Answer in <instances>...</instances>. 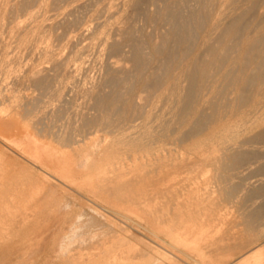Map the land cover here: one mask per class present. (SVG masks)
<instances>
[{
    "label": "bare ground",
    "instance_id": "6f19581e",
    "mask_svg": "<svg viewBox=\"0 0 264 264\" xmlns=\"http://www.w3.org/2000/svg\"><path fill=\"white\" fill-rule=\"evenodd\" d=\"M0 137L151 235L146 259L264 264V0H0ZM26 171L8 211L59 188Z\"/></svg>",
    "mask_w": 264,
    "mask_h": 264
},
{
    "label": "rangeland",
    "instance_id": "374dc122",
    "mask_svg": "<svg viewBox=\"0 0 264 264\" xmlns=\"http://www.w3.org/2000/svg\"><path fill=\"white\" fill-rule=\"evenodd\" d=\"M14 148L15 147H13L11 145L9 146V144H6L2 140V138L0 139V153H2L4 158L7 157L5 159H8L6 162H5V159H3L4 160L3 164L6 163L3 167H2V165H0L1 166L0 171H2V172H0V176H1V174H3L0 178L5 176L2 178V180H0V183L3 182V183H1V184H3V186L1 188L2 189L4 188L5 191L7 189H8V191H11L10 189H11V186L13 185L12 183H15L13 185V187L15 185L20 184L21 189H22V187H23V189H26L28 187V185L30 186L32 183H33L32 187L40 186L41 184L37 183L38 181H36V180H35L36 181L35 183L32 182L33 180H31V183L28 184L29 178H28V175L26 174L27 173L26 170L28 169L29 171L35 172L36 174H38L40 172L41 175H43L45 173L44 175H46L47 173L45 172L44 168L41 167L40 165H38L37 163H36L37 165H35V162H32L27 156L23 155L19 151L15 150L16 148L15 149ZM10 157H11V159L13 158L12 159L13 161L10 160ZM89 161L87 163H89ZM87 163L85 164V168H84L85 171L91 170L93 167V164H94L93 160H91L89 163V165H91V166H89ZM86 166L89 167L90 169L89 168L87 169ZM23 173H24V175H23ZM16 176L18 178H20V176L23 177V178L19 179V182H18L19 184L16 183L18 180V178ZM24 176L25 177L27 176L28 179L25 178ZM14 177L16 179L13 180ZM33 178L36 179L35 176L32 177V179ZM47 178H49V181L51 180V184L54 187L53 189H56V187H59L57 189H60V187H62L60 189L61 191L59 192L60 194L58 193L57 189L55 191L58 194L56 192H54L53 190H49V191H52V192H49L48 189L45 191L46 193L42 192L43 193V194L41 193L42 196H39L38 199L36 201H34V203H36V206L38 205L36 207L37 210H35V211H30V212L29 211L28 212L8 211L6 209V206H7V208L9 206H10V208H13L15 204L10 205L6 201H3L2 198H0V200H2V202H4V204L7 203L5 206L0 201L2 203V204L0 203V206H1V208H0V235H1L0 236V240H1L0 241V264H99V262H100V264H105L106 262L110 264L111 259H112V257H110V256L114 257L117 255L119 256L118 260H119V258L121 260V261L117 260V264H119V262L120 263L123 262V264H125V263H127V260L129 261V264H130L131 260H133V259H131L132 257L133 258L135 257L138 259V258H140L141 255H142L141 256L142 259H140V261H138V263H136L137 260L134 258L135 260H133L134 262H132L131 264H139V263L140 264H143V263L144 264L145 263L150 264V262H153V264L154 263L158 264L157 262L154 261V258L152 259L151 257H148L149 259H146V257L143 256L144 254H146V256H148L147 252L149 250H150V254L152 253L151 255L149 254L150 256H152L153 253H155L154 251H155V247L157 248V245L154 242L151 243L149 238H151L152 241H155V242H156V240H154L151 235H148V233L146 234V231H144L143 229H141L137 226H134L132 224L130 225V221H128L127 219L125 220L124 218L122 219L119 216H118L119 218H117V217H113L114 215H110L112 213H109L110 211L107 212L108 207H106L107 206L106 204L104 205V203H102L101 200H99V199L97 200V197H95L94 195L92 196V193H89L88 191H86L85 188L83 187V185H81L78 188V186L81 183L83 184V182L81 180L74 179L70 184V186H71V188H70V187H67L64 185L61 186L60 183H58L59 181H57L56 179H53L54 181H56V183H55L52 180V177L49 176L48 174H47ZM15 180H16V182H15ZM20 181H23V182H20ZM8 182L12 185L9 186ZM29 182H30V180H29ZM77 182L79 184H77ZM22 184H23V186H22ZM56 184H59V185H56ZM214 184L216 185V183H212L213 186L210 184L212 187L209 185V188L211 187L209 190L211 192L213 191V193H215V190L217 191V189H218V187H217L218 185L215 186ZM76 185H78V186H76ZM16 187H19V186H15L14 188H12V190L13 189H16V190L20 189V187L18 189ZM65 188L68 189L67 192H66ZM62 189H64V190H62ZM211 189H213V190H211ZM210 191H208V192H210ZM66 194H67V196H66ZM49 195H50V197H49ZM58 195H60V198L58 197ZM215 195H217V194H215ZM218 196L219 195H217L216 197H218ZM5 197L6 196H4V200L7 199ZM220 197H218L217 200ZM51 199H52V201H51ZM232 200L236 201L235 198ZM218 201L224 202L225 200L219 199ZM234 201L230 200L229 202L228 201H225L224 203L222 202L221 205H223V204L224 205L220 206V209L223 210L224 206L227 209L229 204L232 205L234 203ZM227 202L229 204H226ZM3 205H4V207H3ZM226 205H228V206H226ZM103 206L106 207L107 209L104 208ZM235 206L238 207V203H236ZM235 206L232 205L231 208L232 209L236 208ZM232 209H230V206H229L227 211L232 210ZM236 209H233V211H235L234 213H233V211L227 212V213L232 212L233 215L234 214L236 215V217H235V216H232V214L230 213L231 214V217H230L228 214V217H230V219L228 217H226V219L229 220V221L227 220V223L234 224L235 222L238 223L239 222L238 220H241L240 214L239 215L236 214L237 211L239 212V210H236ZM222 210H221V213H226V212H222ZM224 211H226V210H224ZM104 212L106 213L105 216L109 215V218L111 219V221L114 222L116 225L113 224L111 226L112 223L107 225L109 222L107 223V221H104L106 218V217L104 218V216H103ZM130 215L134 220L136 218L137 222L140 220V218L135 216L134 214H133L134 216H132V214H130ZM238 217H239V219H238ZM112 218H115V219H112ZM120 219H122V220H120ZM232 219H234V220H232ZM3 221L5 224L3 223ZM117 221H118V223H117ZM122 221H124V222L127 221V222L125 224ZM141 221H142V218L139 221L140 224H141ZM152 221H154V220H152ZM143 222H144V224H142V225H146V226L148 225L149 226L151 224L149 226V228L152 225L153 226L157 225L156 220H155V222H151V220H150V223H149V221L145 222V220L143 219L142 223ZM119 223H121V224H119ZM123 223H124V225H123ZM146 223H149V224H146ZM157 223H161V222H157ZM117 224H119V225H117ZM128 225H130L131 228L128 227ZM225 226H226V224H225ZM128 228L130 229L131 232H129ZM151 228L154 229L155 227H151ZM132 229H134V230H132ZM137 229H140V230H138L139 233L137 232ZM10 231H12V232L10 234H8ZM5 233H6V235H5ZM3 235H5L6 237ZM128 235L132 237L133 241L131 240V237L128 238ZM161 235H162V237L164 236L163 234H161ZM122 236H123V238H122ZM147 236H148V238H146ZM119 238H121V239L125 238L127 240V243H125L123 240H121ZM134 238H136V239H134ZM165 238L167 239V237H165ZM223 238L225 239V236ZM87 241H89L90 243H87ZM134 241H136L135 244L133 243ZM138 241L140 242V243H138V245L141 244V246H143V247L136 245ZM225 241L226 240H224V242ZM85 242L89 245H86ZM117 242H118V244H117ZM131 242L133 244H131ZM114 243H115V245H114ZM142 244H144V245H142ZM146 244H148V245L150 244V246L147 245V247L145 248ZM119 245L121 247H119ZM180 247L184 250H187L184 246H180ZM134 248H135V250L136 249L137 250L134 251L133 250ZM138 248H139V250H138ZM143 248L145 250L148 248V251L146 250L147 251L146 252L143 250L144 251L143 252L141 250ZM156 250H160V247L158 246V248ZM101 251H103V253L105 255ZM138 251L139 252L141 251V252L139 253ZM134 252L136 255L133 254ZM137 252L139 253L138 257H136ZM83 253H85V254L83 255ZM125 254H126V256L128 254H131V256L129 255L131 258L128 259L129 258L128 256L126 258ZM262 254L264 255V251ZM155 255L157 256V253H155L153 256H155ZM102 256H103V258H102ZM108 256H109V258H108ZM106 257L110 261H108V259ZM124 257L127 260L123 259ZM205 257L207 258V256H205ZM148 260H151V261L149 262ZM213 260L214 259H211V261H213ZM156 261H158V260H156ZM165 261L168 262V264H171L169 262V260L165 259ZM165 261L159 260L158 262H159V264H164V263H166ZM192 262L193 261L189 260V262H187V263L192 264ZM181 263L187 264L184 262H181ZM216 263H218V262H215L214 264H216ZM113 264H115V263H113ZM194 264H196V263H194ZM248 264H250V263H248Z\"/></svg>",
    "mask_w": 264,
    "mask_h": 264
}]
</instances>
